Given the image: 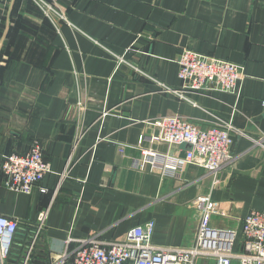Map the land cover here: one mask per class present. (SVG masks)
Listing matches in <instances>:
<instances>
[{
	"label": "crops",
	"instance_id": "0c3cea01",
	"mask_svg": "<svg viewBox=\"0 0 264 264\" xmlns=\"http://www.w3.org/2000/svg\"><path fill=\"white\" fill-rule=\"evenodd\" d=\"M44 1L64 17L0 0V214L20 225L8 264H54L70 237L122 240L151 219L155 244L187 247L202 217L241 230L250 210H264V0ZM183 48L244 65L241 95L180 99ZM172 115L231 122L233 158L217 175L186 162L167 169V154L188 148L151 142V122ZM35 139L51 172L31 194L8 190L3 156Z\"/></svg>",
	"mask_w": 264,
	"mask_h": 264
},
{
	"label": "built area",
	"instance_id": "2783aa9c",
	"mask_svg": "<svg viewBox=\"0 0 264 264\" xmlns=\"http://www.w3.org/2000/svg\"><path fill=\"white\" fill-rule=\"evenodd\" d=\"M35 1L51 20L53 14H57L59 18L64 17L63 13L44 0ZM118 60L124 61L121 57ZM178 64L182 84L180 88L173 89V92L180 99L192 102L188 93L200 94L207 91H221L237 97L241 95L247 77L242 64L209 56L191 48L181 50ZM160 85L169 90L167 86ZM78 105L83 104L78 102ZM151 124L157 130L150 136L151 142L191 145L185 158L167 154L166 158L170 160L168 170L181 167L186 162L217 175L233 158L231 145L234 126L229 121L219 118L202 125L182 116L172 115L157 117ZM146 155L156 163L157 158L161 159V156L151 150H146ZM1 171L8 190L31 194L51 172V166L44 157L43 144L35 139L25 153L5 154ZM197 210L201 215L207 212L204 199L198 202ZM46 214L47 210L40 212L37 232L42 228ZM18 226L17 219L0 214L2 264H5L9 256ZM154 230L155 221L151 219L130 230L122 240H103L99 236L81 239L70 237L67 244L74 241L75 246L62 253L54 264H195L200 258L214 259L216 264H232L233 260H237L239 264H264V210H250L242 221L241 230L213 227L202 217L195 242L187 247L155 244ZM27 263L26 257L24 264Z\"/></svg>",
	"mask_w": 264,
	"mask_h": 264
},
{
	"label": "trees",
	"instance_id": "16d2710c",
	"mask_svg": "<svg viewBox=\"0 0 264 264\" xmlns=\"http://www.w3.org/2000/svg\"><path fill=\"white\" fill-rule=\"evenodd\" d=\"M19 228H20V225L18 226V229H17V231H16V234H15V237H14V241H13V244H12V247H11V250H10V253H9V256H8V258H7L6 261H5V262H7V264H8V260H9V258H10V256H11V254H12V252H13V245H14L15 240H16V238H17V234H18V232H19ZM21 256H22V255H21ZM21 256H19L18 260L21 258ZM18 260H17V261H18ZM18 264H19V261H18Z\"/></svg>",
	"mask_w": 264,
	"mask_h": 264
},
{
	"label": "rangeland",
	"instance_id": "374dc122",
	"mask_svg": "<svg viewBox=\"0 0 264 264\" xmlns=\"http://www.w3.org/2000/svg\"><path fill=\"white\" fill-rule=\"evenodd\" d=\"M202 259H206V258H202ZM214 262V264H216V261L214 259H210ZM232 264H239V262L237 260H233Z\"/></svg>",
	"mask_w": 264,
	"mask_h": 264
},
{
	"label": "water",
	"instance_id": "95a60500",
	"mask_svg": "<svg viewBox=\"0 0 264 264\" xmlns=\"http://www.w3.org/2000/svg\"><path fill=\"white\" fill-rule=\"evenodd\" d=\"M1 46H2V44H1ZM1 46H0V49H1ZM232 140H233V139H232ZM184 145L187 146L188 149L191 148V145H190V144L184 143ZM236 173H238V172L236 171L235 174H236Z\"/></svg>",
	"mask_w": 264,
	"mask_h": 264
}]
</instances>
